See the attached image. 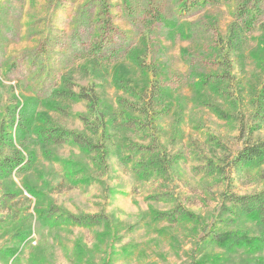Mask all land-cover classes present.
Listing matches in <instances>:
<instances>
[{
  "label": "rangeland",
  "instance_id": "rangeland-1",
  "mask_svg": "<svg viewBox=\"0 0 264 264\" xmlns=\"http://www.w3.org/2000/svg\"><path fill=\"white\" fill-rule=\"evenodd\" d=\"M245 1L0 0V264H264V227L224 209L264 189V163L232 165L264 139Z\"/></svg>",
  "mask_w": 264,
  "mask_h": 264
},
{
  "label": "trees",
  "instance_id": "trees-1",
  "mask_svg": "<svg viewBox=\"0 0 264 264\" xmlns=\"http://www.w3.org/2000/svg\"><path fill=\"white\" fill-rule=\"evenodd\" d=\"M262 0H246L245 6L246 10L249 9H256L259 7V4ZM253 22V21H252ZM248 26L247 28L251 27V22H246ZM248 32L245 30L240 24L234 23L230 27V33L234 36V42L239 41L240 36ZM236 44V43H235ZM55 130V129H53ZM73 137L74 141L84 145L83 137L81 135L73 136L69 131L66 129H62L59 131H53L51 134L47 135V139L53 140L56 144H63L68 141L69 138ZM264 163V139H251L250 141L245 143L244 148L237 154V156L232 160V165L234 167H242L245 165H254V164H263ZM152 164V162H151ZM13 168L17 167L16 164L10 163ZM9 167L7 160L3 161L2 168L5 169ZM1 168V167H0ZM12 194H6L4 197L0 198V206L6 207L11 200L14 198ZM226 203H231V208H225L226 213L235 214L234 217H247V216H254L259 221V223L264 227V189L261 191L251 193V194H244V195H236L231 194L227 197ZM59 211L54 212L57 214ZM61 215V213H58ZM66 219L70 220L73 223L78 224L82 227H90V226H97L102 222H108V218L106 215H80L75 216L72 214L64 215ZM177 218L178 219H192L193 214L191 212H186L182 210H177ZM233 220V219H228ZM220 233H217L215 236L213 235L212 240L213 242H220L218 238ZM211 240V241H212Z\"/></svg>",
  "mask_w": 264,
  "mask_h": 264
}]
</instances>
